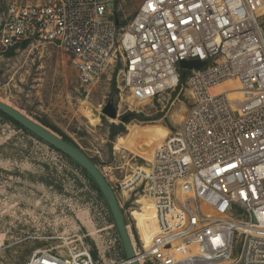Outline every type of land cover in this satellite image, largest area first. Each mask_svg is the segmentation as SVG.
Instances as JSON below:
<instances>
[{"label":"built area","instance_id":"2783aa9c","mask_svg":"<svg viewBox=\"0 0 264 264\" xmlns=\"http://www.w3.org/2000/svg\"><path fill=\"white\" fill-rule=\"evenodd\" d=\"M113 4L12 5L0 24V48L20 50L25 40L26 48L53 45L72 60L83 89L116 69L118 105L128 111L183 91L189 108L179 129L146 167L122 183L103 176L137 262L264 264V0H143L122 26ZM191 60L204 66L180 68ZM141 200L154 210L147 245L133 217ZM24 264L99 262L81 245L36 250Z\"/></svg>","mask_w":264,"mask_h":264},{"label":"rangeland","instance_id":"374dc122","mask_svg":"<svg viewBox=\"0 0 264 264\" xmlns=\"http://www.w3.org/2000/svg\"><path fill=\"white\" fill-rule=\"evenodd\" d=\"M52 1L0 0V24L12 5ZM142 1L114 0L119 22L126 24ZM116 74L109 70L94 87L83 89L72 60L53 45L13 53L0 48V100L57 129L104 177L122 183L145 168L154 148L178 131L189 102L177 91L128 111L118 105ZM110 100L117 105L114 120L102 114ZM124 115H129L126 123L120 121ZM117 125L123 131L112 138L110 127ZM81 245L99 264L117 263L124 255L108 208L80 169L0 117V264H24L36 250Z\"/></svg>","mask_w":264,"mask_h":264},{"label":"water","instance_id":"95a60500","mask_svg":"<svg viewBox=\"0 0 264 264\" xmlns=\"http://www.w3.org/2000/svg\"><path fill=\"white\" fill-rule=\"evenodd\" d=\"M114 21L116 25H119V20L115 14ZM27 45L28 41H23L21 43L20 49H26ZM179 66L183 70H200L204 66V63L198 62L197 60H191L180 62ZM0 112L28 132H30L32 135L40 139L43 143L62 153L87 173V175L93 180L94 184L98 188L103 200L105 201L109 209L119 237V241L123 249L125 260L128 261V264H138L133 251L131 240L127 232L126 222L118 205L115 194L104 179L99 169L91 162V160L82 151L67 143L62 138L51 132L49 129L43 127L19 110L1 100ZM102 114L108 119H116L118 116L117 105L113 104L110 100L103 107ZM120 121L123 123L128 122L129 115L122 116L120 118Z\"/></svg>","mask_w":264,"mask_h":264},{"label":"trees","instance_id":"16d2710c","mask_svg":"<svg viewBox=\"0 0 264 264\" xmlns=\"http://www.w3.org/2000/svg\"><path fill=\"white\" fill-rule=\"evenodd\" d=\"M120 26L123 25V23H120ZM9 51V53H13V49H9L7 50ZM113 90H114V85H113ZM0 117L5 119L6 121H8L9 123L13 124L14 126H16L18 129L24 131L25 133H27L28 135H30L31 137L35 138L36 140H38L39 142H42L40 139H38L37 137H35L34 135H32L30 132H28L27 130H25L24 128H22L20 125H18L17 123H15L13 120H11L10 118H8L7 116H5L4 114H2L0 112ZM40 125H42L43 127L49 129L51 132H53L54 134H56L57 136H59L60 138H62L64 141H66L67 143L71 144L72 146H74L75 148L79 149L76 144H74L70 139H68L67 137H65V135H63L62 133H60L57 129H55L54 127H50L47 124L43 123V122H39ZM111 131H112V138L118 134H120L123 131V127L121 125H117V126H111L110 127ZM43 143V142H42ZM45 144V143H44ZM47 145V144H45ZM48 146V145H47ZM50 149L56 151L55 149H53L52 147L48 146ZM80 150V149H79ZM81 151V150H80ZM57 153H59L62 157L66 158L72 165L76 166L78 169H80L81 173L89 180V182L91 183V186L94 188V190L98 193V195L102 198L98 188L96 187V185L94 184L93 180L87 175V173L82 170L78 165H76L74 162H72L69 158H67L66 156H64L62 153L56 151ZM90 159V158H89ZM91 160V159H90ZM91 162L96 166V163L91 160ZM103 199V198H102ZM104 201V200H103ZM105 203V201H104ZM106 205V203H105ZM107 207V205H106ZM108 208V207H107ZM109 210V209H108ZM114 223V222H113ZM123 255V254H122ZM124 258V255H123Z\"/></svg>","mask_w":264,"mask_h":264},{"label":"bare ground","instance_id":"6f19581e","mask_svg":"<svg viewBox=\"0 0 264 264\" xmlns=\"http://www.w3.org/2000/svg\"><path fill=\"white\" fill-rule=\"evenodd\" d=\"M139 204L142 206L141 210L140 212L135 211L133 217L136 220V227L140 238L142 242L147 245L155 233V225L153 223L154 210L152 205L147 201L141 200L139 201ZM148 231L150 232L148 233Z\"/></svg>","mask_w":264,"mask_h":264}]
</instances>
